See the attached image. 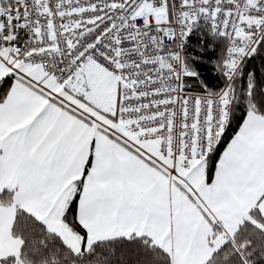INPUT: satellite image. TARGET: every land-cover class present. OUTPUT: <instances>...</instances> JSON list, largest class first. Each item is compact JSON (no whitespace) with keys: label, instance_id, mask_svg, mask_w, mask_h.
<instances>
[{"label":"snow or ice","instance_id":"6c2138e0","mask_svg":"<svg viewBox=\"0 0 264 264\" xmlns=\"http://www.w3.org/2000/svg\"><path fill=\"white\" fill-rule=\"evenodd\" d=\"M0 264H264V0H0Z\"/></svg>","mask_w":264,"mask_h":264}]
</instances>
